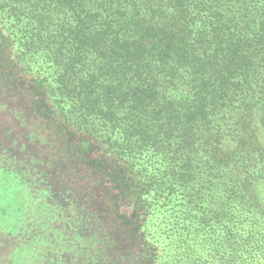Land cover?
Here are the masks:
<instances>
[{
	"label": "trees",
	"instance_id": "trees-1",
	"mask_svg": "<svg viewBox=\"0 0 264 264\" xmlns=\"http://www.w3.org/2000/svg\"><path fill=\"white\" fill-rule=\"evenodd\" d=\"M0 80L32 264H264V0H0Z\"/></svg>",
	"mask_w": 264,
	"mask_h": 264
},
{
	"label": "rangeland",
	"instance_id": "rangeland-1",
	"mask_svg": "<svg viewBox=\"0 0 264 264\" xmlns=\"http://www.w3.org/2000/svg\"><path fill=\"white\" fill-rule=\"evenodd\" d=\"M13 88L20 90L19 86L14 85L12 89ZM11 90L9 91L11 92ZM6 97L7 91L5 84L0 80V167L7 155L15 156L17 160L24 162L25 159L33 160L34 157H38L37 151L31 143L33 141L26 138L28 135L26 133L29 131L28 124H25L23 121L17 119L15 117H19L17 113L11 112L12 114H9L7 106H13L7 105L8 101ZM29 102L30 104H33L31 99ZM21 118L22 117H20V119ZM14 158L13 160L17 161ZM2 183L3 179H0V192L2 191ZM2 227L3 226L0 225V241L2 243L7 241L8 243L6 245L4 243L2 248H0V264H32L33 261L26 259L27 257H24L21 254L24 242L11 234H7Z\"/></svg>",
	"mask_w": 264,
	"mask_h": 264
}]
</instances>
